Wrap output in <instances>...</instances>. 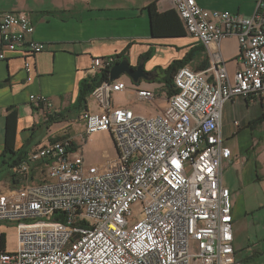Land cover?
Returning a JSON list of instances; mask_svg holds the SVG:
<instances>
[{
	"label": "built area",
	"instance_id": "obj_1",
	"mask_svg": "<svg viewBox=\"0 0 264 264\" xmlns=\"http://www.w3.org/2000/svg\"><path fill=\"white\" fill-rule=\"evenodd\" d=\"M172 2L210 67L177 71V93L151 116L112 100L125 90L152 105L156 82L104 80L81 115L85 134L108 131L115 140L117 153H106L104 163L86 165L82 148L72 150L75 141L65 136L12 166L15 179L28 181L35 167L42 177L0 193V222L18 223L16 248L0 251V264H240L232 193L222 183L232 148L221 121L226 103L264 96V0L250 15L207 10L197 0ZM34 33L27 15L0 16V62L21 56L28 81L33 60L48 47ZM231 37L242 65L233 75L221 52ZM116 63L115 55L93 58L89 72L110 74ZM29 100L46 113L60 112L46 94Z\"/></svg>",
	"mask_w": 264,
	"mask_h": 264
},
{
	"label": "crops",
	"instance_id": "obj_2",
	"mask_svg": "<svg viewBox=\"0 0 264 264\" xmlns=\"http://www.w3.org/2000/svg\"><path fill=\"white\" fill-rule=\"evenodd\" d=\"M153 2L157 3L159 13L174 10L172 0H0V16L6 12L29 16L35 27L32 39L48 44L47 49L33 60L32 81H28L21 56L12 55L9 60L0 62V193L24 183L13 178L12 164L25 159L38 146L64 136L73 138L76 143L77 125H84L81 121L84 112L77 114L74 104L80 84L94 77L89 72L93 58L124 53L136 67L141 56L152 50L144 64L154 81L158 77V68H167L199 44L188 33L181 37L153 36L151 18L146 10ZM197 2L207 10L250 15L256 10L257 0ZM221 52L229 74L233 75L242 67L238 39L223 40ZM127 79L121 81L131 85L132 80ZM125 92L126 95L121 91L116 93L113 104L133 108L145 116L157 114L165 106L167 94L157 92V100L152 105L145 104L149 107L137 109L144 103L131 92ZM40 93L51 98L60 110L58 114L46 113L31 104L30 95ZM10 108L18 112L15 154L4 152L6 114ZM221 131L225 144L232 148V159L223 167L222 183L232 193L237 258L240 264H264V238L257 236L254 239L249 225L241 223L243 213L249 218L258 208H264V194L257 198L248 189L264 181V96L240 97L226 103ZM230 169L236 175L235 182L228 173ZM39 177H42L41 170L33 168L30 178ZM7 223L0 222V237L5 233L8 239ZM7 239L6 250H11Z\"/></svg>",
	"mask_w": 264,
	"mask_h": 264
},
{
	"label": "trees",
	"instance_id": "obj_3",
	"mask_svg": "<svg viewBox=\"0 0 264 264\" xmlns=\"http://www.w3.org/2000/svg\"><path fill=\"white\" fill-rule=\"evenodd\" d=\"M146 10L151 18V31L153 36L161 38L167 36L181 37L187 35V32L182 25L180 18L174 10L159 13L156 2L151 3L148 7H146ZM151 54L152 50L141 56V61L143 63L147 61L151 57ZM115 57L117 58V63H119L123 58H126V55L124 53H121L117 54ZM193 63L197 64L196 67L193 66ZM210 65L211 64L204 46L198 44L190 51H188V53L182 59L172 61L167 68H158L156 70L158 80L154 79V82L162 85L161 92L163 94L173 95L177 93V89L175 87L176 85L174 83V78L177 71L185 66L193 67L197 71H205L210 67ZM108 79L109 71H106L101 76L84 80L80 84L78 99L74 104V110H76L77 114H80L84 110L88 109V100H90L89 97L104 80ZM17 129L18 112L17 110H15V108H10L8 113L6 114V145L4 149L5 153L15 154L14 145L16 143ZM76 145V143L73 144L72 150H75V148L78 147ZM23 160L24 159H20L14 162V164L12 165H15ZM6 239V234L2 233L0 237V251L6 250Z\"/></svg>",
	"mask_w": 264,
	"mask_h": 264
},
{
	"label": "rangeland",
	"instance_id": "obj_4",
	"mask_svg": "<svg viewBox=\"0 0 264 264\" xmlns=\"http://www.w3.org/2000/svg\"><path fill=\"white\" fill-rule=\"evenodd\" d=\"M197 63V62H196ZM196 63H193V66L196 67ZM128 77L125 75L121 76V79H127ZM156 88V93L158 94L162 93L161 92V85L157 84L154 86ZM121 93H124L126 95L125 90L121 91ZM157 94V95H158ZM124 97V96H123ZM127 100V99H126ZM164 100L166 101V97L164 96ZM148 105H138L137 109L142 110L143 108H148ZM84 110L83 112H85ZM145 111V110H144ZM79 121V119H78ZM77 134L76 136V143L78 147L82 148V155L85 160L86 165H92V166H97L105 161V154L108 153L110 157H113L117 153V145L115 143V140L113 136L111 135L110 132L105 131V132H97V133H92L90 135H87L84 133V125L82 123H78L77 125ZM230 177H232L233 181L235 182L236 180V175L233 173V170L228 171ZM225 175L227 177V172H225ZM24 184L25 183H30V184H36V183H41V179L36 178V179H28V181L23 180ZM233 182V184H234ZM249 191L255 193L257 195V198H261L262 195L264 194V181L261 183H257L256 185H252L251 187L248 188ZM256 198V200H257ZM242 213L244 212L241 211ZM243 225H249L250 234L253 235L254 239H257L258 237H263L264 238V208H258L254 214L253 217L249 216L247 218L244 216L243 213V219L241 221ZM2 224V223H1ZM18 223H12L8 222L6 226H8L7 229V234H8V246L11 250L16 248V233H15V227L17 226ZM246 262V260H244ZM192 264H198V261L193 260Z\"/></svg>",
	"mask_w": 264,
	"mask_h": 264
},
{
	"label": "water",
	"instance_id": "obj_5",
	"mask_svg": "<svg viewBox=\"0 0 264 264\" xmlns=\"http://www.w3.org/2000/svg\"><path fill=\"white\" fill-rule=\"evenodd\" d=\"M122 75L127 76L134 83L151 80L150 74L146 72L145 64L142 61L138 67H134L126 58H123L110 70L109 78L111 81H117Z\"/></svg>",
	"mask_w": 264,
	"mask_h": 264
},
{
	"label": "flooded vegetation",
	"instance_id": "obj_6",
	"mask_svg": "<svg viewBox=\"0 0 264 264\" xmlns=\"http://www.w3.org/2000/svg\"><path fill=\"white\" fill-rule=\"evenodd\" d=\"M136 67H138V66H136Z\"/></svg>",
	"mask_w": 264,
	"mask_h": 264
}]
</instances>
